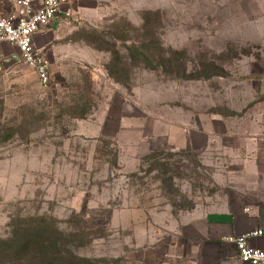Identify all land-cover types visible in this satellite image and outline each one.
<instances>
[{"label": "rangeland", "instance_id": "rangeland-1", "mask_svg": "<svg viewBox=\"0 0 264 264\" xmlns=\"http://www.w3.org/2000/svg\"><path fill=\"white\" fill-rule=\"evenodd\" d=\"M79 1L47 86L0 65V239L43 216L64 264H188L184 224L264 191L261 0Z\"/></svg>", "mask_w": 264, "mask_h": 264}, {"label": "crops", "instance_id": "crops-1", "mask_svg": "<svg viewBox=\"0 0 264 264\" xmlns=\"http://www.w3.org/2000/svg\"><path fill=\"white\" fill-rule=\"evenodd\" d=\"M79 4V0H73L62 5L57 19L34 36L33 43L36 50L47 61L52 58L54 45L66 40L76 28L75 24L68 22L65 14L67 13L69 18H75L74 16L78 14L82 15ZM15 10L14 0H0V17ZM247 14L250 21H263L264 0L256 2V5L250 3ZM17 53L15 47L6 43L0 44V65L14 62ZM113 106L114 103H111L109 111ZM123 106V101L120 99L118 110L122 112ZM192 133V129H187L186 125L172 126L166 133L165 142L175 151L192 150L195 145V141L190 135ZM208 136H202L200 141L202 147L206 146ZM206 137L207 139H205ZM234 205L236 208L232 209L230 213L200 214L184 224L182 237L185 241L190 242L188 247H184L188 264H241L234 247L226 243L225 239L255 230L262 231V235L250 239L248 244L252 248L264 250V191L259 192L256 196L237 199Z\"/></svg>", "mask_w": 264, "mask_h": 264}, {"label": "built area", "instance_id": "built-area-1", "mask_svg": "<svg viewBox=\"0 0 264 264\" xmlns=\"http://www.w3.org/2000/svg\"><path fill=\"white\" fill-rule=\"evenodd\" d=\"M73 0H14L15 11L0 17V44L17 49L14 63L27 66L36 74L41 86L50 82V67L45 57L33 43L34 36L51 25L60 13V7ZM65 18H69L66 13ZM262 231H250L240 236H230L231 244L241 264H264V250L252 248L248 241L260 237Z\"/></svg>", "mask_w": 264, "mask_h": 264}, {"label": "trees", "instance_id": "trees-1", "mask_svg": "<svg viewBox=\"0 0 264 264\" xmlns=\"http://www.w3.org/2000/svg\"><path fill=\"white\" fill-rule=\"evenodd\" d=\"M181 78H186L184 67ZM9 227L8 235L0 239V264H64L69 261L62 254L63 232L54 222L33 216L12 222Z\"/></svg>", "mask_w": 264, "mask_h": 264}]
</instances>
